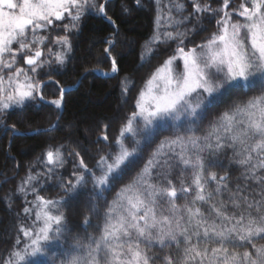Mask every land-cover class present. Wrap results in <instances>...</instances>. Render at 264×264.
Here are the masks:
<instances>
[{
    "label": "snow or ice",
    "instance_id": "1",
    "mask_svg": "<svg viewBox=\"0 0 264 264\" xmlns=\"http://www.w3.org/2000/svg\"><path fill=\"white\" fill-rule=\"evenodd\" d=\"M159 2L156 27L140 60H150L159 45L169 42L176 43L173 54L151 73L132 110L120 117L115 137L108 135L110 124L102 126L94 164L89 166L78 147L66 143L49 144L37 157L44 171L34 173L30 166L15 192L24 197L23 218L31 224L19 223L0 264H49L48 253L58 244L64 248L59 264H264V0H239L236 6L222 0L217 7L218 0H190L187 15L182 0H171L166 12ZM135 3L143 6L142 0ZM108 8V0H0V126L8 135L24 134L5 122L9 110H18L23 119L33 102L45 101V82L38 77L46 68V75L57 72L53 64L66 67L84 17L95 14L115 26ZM193 18L196 25L187 27ZM212 20L214 30L196 42L207 31L205 21ZM116 35L104 49L111 73L118 72L111 53ZM121 84L127 97L130 89L126 81ZM66 94L61 86L60 97L47 103L61 109ZM232 97L237 99L201 133L209 113ZM60 118L58 111L56 123L29 131L53 132ZM164 131L173 134L157 142ZM228 153L230 163L244 169L243 186L231 188L227 170L223 175L210 170ZM73 157V171L66 177L58 170ZM41 177L54 180L62 194L41 195L48 190ZM30 195L34 199L28 200ZM82 196L87 214L74 233L64 209ZM93 218L97 223L89 233Z\"/></svg>",
    "mask_w": 264,
    "mask_h": 264
},
{
    "label": "trees",
    "instance_id": "2",
    "mask_svg": "<svg viewBox=\"0 0 264 264\" xmlns=\"http://www.w3.org/2000/svg\"><path fill=\"white\" fill-rule=\"evenodd\" d=\"M182 2L185 3L187 9L184 15H187L192 10L190 0H182ZM237 2L238 0H232L233 6H236ZM108 3V14L115 20L116 28L95 14L86 15L78 34L73 38V50L69 53L70 58L66 67L60 69L55 65L53 67L57 68V72L46 75L44 73L48 72L47 69L38 77L45 82L43 88L45 101H40L38 106H35L36 102H33V106L25 110L23 119L20 118L18 110H9L5 122L8 125L15 123L20 133L24 134L10 136L0 126V262L7 258L12 248L19 223L31 224V219L23 218L24 197L15 194V192L17 184L26 177L30 166L34 173L44 171L43 165L37 161V157H42L49 144L66 143L69 147H78L89 166L94 164L96 149L100 147L96 144V140L102 135V126L106 123L110 124L108 135L110 139L115 137L119 131L120 117L127 115L132 110L134 98L144 88L151 73L168 56L172 55L176 48L175 42L161 44L150 60L145 59L142 62L140 60L141 53L156 27L155 18L158 7L156 0H142V7H137L135 0H108ZM170 3L171 0H160L159 7L166 12L167 8L164 6ZM213 4L218 6L217 3ZM124 7H128L131 11L125 13ZM173 15H176L175 10H173ZM193 25H196L195 18L186 26L191 28ZM184 27L185 25H181L180 30L183 31ZM204 27L207 28V31L200 32L195 37L196 42H200L203 37L214 30L215 21L212 20L211 23L205 21ZM164 30L166 29L162 21L160 31ZM114 32L118 35L114 37L115 44L111 47V53L118 61V72L102 76L95 73L93 69L98 68L99 71L105 73L111 71V58L104 52V49L109 47L108 40L113 37ZM55 34L53 33V35ZM44 50L46 51L47 47ZM78 80L80 82L77 87L68 90L65 95L58 129L50 133L42 132L40 135L26 134L30 132V129H45L55 121L56 113L60 109H56L54 105L47 102L59 98L61 86H72ZM121 81H126L130 89L127 97L122 94L121 89L125 85H122ZM252 94L249 93V95ZM234 99L237 97H232L213 109L201 125L200 132L202 133L207 128L209 121L223 111ZM125 100L127 103L124 102ZM172 134L171 131L162 132L157 138V142L164 136ZM152 147H155V144ZM152 147L145 149L144 157L138 168L143 166ZM230 155V153L222 155L220 165L210 170L216 171L218 175H223L227 170L229 186L231 188H235L237 184L243 186L246 183L243 179L244 169L230 163ZM72 159L74 157L69 159L64 169L58 170L66 177L70 176L73 171ZM138 168L125 178L124 183H127L131 176L135 175ZM185 182L191 183L190 175H186ZM41 183L45 189H48L41 191V195L53 198L62 194L59 193L58 188L53 187L54 180L41 177ZM174 183L177 187L180 186L178 177L174 178ZM247 183L251 184L250 181ZM119 187L120 185H117V188ZM210 187H215L214 182H210ZM7 197H11V199L8 200ZM108 198L111 199L112 196L109 195ZM221 198L226 199L227 193H224ZM32 199H34L33 196H28V200ZM9 202L11 210L8 208ZM178 203L183 204L184 200L180 199ZM86 205L87 199L82 196L80 201L74 203L71 208L64 209L69 226L73 227L74 233L78 231L75 226L83 225L84 217L87 214ZM202 207L206 212L209 211L207 204ZM32 218L34 219V216ZM96 223V219L93 218V227L87 229L89 233L94 232ZM260 243H264V241H260ZM63 251L64 248L59 244L52 246L48 253L49 264H51L50 258H55L56 264H59Z\"/></svg>",
    "mask_w": 264,
    "mask_h": 264
},
{
    "label": "water",
    "instance_id": "3",
    "mask_svg": "<svg viewBox=\"0 0 264 264\" xmlns=\"http://www.w3.org/2000/svg\"><path fill=\"white\" fill-rule=\"evenodd\" d=\"M106 20V19H105ZM108 21V20H107ZM114 26V25H113ZM115 28H116V24H115V26H114ZM95 73H100V71H94ZM109 75H113V74H115V73H111V71L110 72H107ZM101 75L102 76H105V75H103L102 73H101ZM79 82H80V80H78L74 85H72V86H66V87H64L67 91L68 90H70V89H73V88H76L77 87V85L79 84ZM62 109H63V106H62V108L60 109V113L62 112ZM57 121H56V119H55V121L52 123V124H54V123H56ZM48 128V127H47ZM46 129V128H45ZM26 134H31V132H28V133H26Z\"/></svg>",
    "mask_w": 264,
    "mask_h": 264
},
{
    "label": "flooded vegetation",
    "instance_id": "4",
    "mask_svg": "<svg viewBox=\"0 0 264 264\" xmlns=\"http://www.w3.org/2000/svg\"><path fill=\"white\" fill-rule=\"evenodd\" d=\"M219 2H222V0H218L217 4H218ZM233 3H236V1H233ZM238 3H239V0H238V2H237V5H238ZM213 7H217V6L213 4Z\"/></svg>",
    "mask_w": 264,
    "mask_h": 264
},
{
    "label": "rangeland",
    "instance_id": "5",
    "mask_svg": "<svg viewBox=\"0 0 264 264\" xmlns=\"http://www.w3.org/2000/svg\"><path fill=\"white\" fill-rule=\"evenodd\" d=\"M206 36H207V35H206ZM53 50L55 51L56 49L54 48ZM46 51H47V50H46ZM46 51H45V52H46ZM68 55H69V54H68ZM53 66H55V64H53ZM45 70H47V68H46ZM145 86H146V84H145ZM145 86H144V87H145Z\"/></svg>",
    "mask_w": 264,
    "mask_h": 264
}]
</instances>
